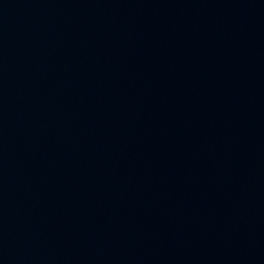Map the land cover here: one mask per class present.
<instances>
[{
    "label": "water",
    "instance_id": "obj_1",
    "mask_svg": "<svg viewBox=\"0 0 264 264\" xmlns=\"http://www.w3.org/2000/svg\"><path fill=\"white\" fill-rule=\"evenodd\" d=\"M0 264H243L232 0H0Z\"/></svg>",
    "mask_w": 264,
    "mask_h": 264
}]
</instances>
